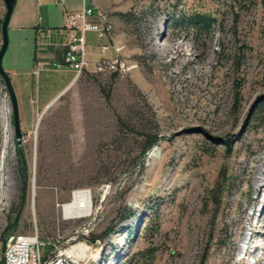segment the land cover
Listing matches in <instances>:
<instances>
[{
	"label": "rangeland",
	"instance_id": "rangeland-1",
	"mask_svg": "<svg viewBox=\"0 0 264 264\" xmlns=\"http://www.w3.org/2000/svg\"><path fill=\"white\" fill-rule=\"evenodd\" d=\"M39 3L36 9L18 0L12 20L33 8L41 25L62 27L65 13L81 14L84 3L106 13L113 34L87 33L88 61L101 58L102 45L118 44L120 53L108 55L122 69L96 73L91 65L39 126L40 107L75 72L50 63L31 76L30 97L19 98L13 84L21 151L1 87L0 262L4 241L30 233L35 223L43 238L75 234L81 221L64 222L57 204L69 203L77 189L95 195L109 184L92 236L98 264H264V0ZM180 11L211 15V32L174 23ZM30 37L9 25L3 66L13 80L32 69L33 46L31 68H23ZM40 44L38 38V52ZM143 132L160 142L142 162ZM24 186L25 207L13 229Z\"/></svg>",
	"mask_w": 264,
	"mask_h": 264
},
{
	"label": "built area",
	"instance_id": "built-area-1",
	"mask_svg": "<svg viewBox=\"0 0 264 264\" xmlns=\"http://www.w3.org/2000/svg\"><path fill=\"white\" fill-rule=\"evenodd\" d=\"M58 1L65 5V0ZM64 18L65 29L68 31L66 54L63 63L54 64L57 69L62 66L69 67L76 73V80L81 78L91 65L96 73L117 74L121 71L122 65L118 57L108 55L111 49L120 53L122 47L118 44L102 45L101 58L94 63L88 61L87 33H96L100 39H109L113 34V24L106 13L97 10L93 5H84L81 14L65 13ZM109 191V184H102L95 195L91 189H77L72 192L69 203L57 204L62 211L64 222L79 220L82 223L76 233L67 238L63 235L43 238L36 223L30 233L11 234L5 242L4 264H98L101 252L98 241L92 240V236ZM77 195L82 196L77 208L88 209L89 212L85 216H66L64 207L73 204Z\"/></svg>",
	"mask_w": 264,
	"mask_h": 264
},
{
	"label": "crops",
	"instance_id": "crops-1",
	"mask_svg": "<svg viewBox=\"0 0 264 264\" xmlns=\"http://www.w3.org/2000/svg\"><path fill=\"white\" fill-rule=\"evenodd\" d=\"M32 4L35 5L36 9H40L39 0H31ZM84 5H86L84 3ZM12 20V19H11ZM10 25L17 30H23L31 35L32 43L27 45L28 47V61L32 59V51L31 47L33 46V66L32 71L30 69H25L26 71L23 73L15 72L14 80L12 79V83L16 86V83L19 85V89L16 88V92L18 97L25 95L26 97H30V89L29 85L32 84L31 76L39 75L40 70L49 66L50 63H63L66 54V42L68 39V31L65 29V23H63L62 27H54L52 23L46 25H41L39 21L37 22L34 17V9L32 8L29 13L25 14L24 19L19 20L18 16H15L11 21ZM46 26V27H45ZM58 26V25H57ZM50 32V33H49ZM38 38L41 43L39 52H38ZM35 45V50H34ZM110 56V54H109ZM31 68V62H28V65L23 68ZM73 72V70H70ZM76 82V73L73 78L62 86L56 94H54L42 107L40 110L43 112L52 102H54L57 98L62 96L68 89H70ZM21 94V95H20ZM61 98V97H60Z\"/></svg>",
	"mask_w": 264,
	"mask_h": 264
},
{
	"label": "water",
	"instance_id": "water-1",
	"mask_svg": "<svg viewBox=\"0 0 264 264\" xmlns=\"http://www.w3.org/2000/svg\"><path fill=\"white\" fill-rule=\"evenodd\" d=\"M4 4H5V15L2 16L0 14V30H1V35H2V46L0 49V77L4 80V82L6 83L7 86V92L9 94V97L11 99L12 102V108H13V125H14V129H15V137H16V143L18 146V149L21 151L22 150V138H23V134H22V129H21V119H20V109H19V103H18V99L16 96V92L14 90L13 87V83H12V79L10 77V75L5 71L4 66H3V59L7 53L8 47H9V25L17 4L18 0H3ZM75 83V82H74ZM74 85V84H72ZM61 97V96H60ZM59 97V98H60ZM57 98L54 102H52L42 113L39 119V122H41L43 116L45 115V113L48 111V109L59 99ZM24 168H25V172H27V164L26 162H24ZM26 185V182L25 184ZM26 199H27V190H26V186H24L23 189V193H22V199H21V203H20V207H19V211L17 213V217L16 220L13 224V226H17L18 221L20 219V216L24 210L25 207V203H26ZM5 241H4V245L2 248V259H1V264H4V252H5Z\"/></svg>",
	"mask_w": 264,
	"mask_h": 264
},
{
	"label": "trees",
	"instance_id": "trees-1",
	"mask_svg": "<svg viewBox=\"0 0 264 264\" xmlns=\"http://www.w3.org/2000/svg\"><path fill=\"white\" fill-rule=\"evenodd\" d=\"M174 11H176V10H174ZM122 17H123L124 21H128L127 15H122ZM173 22L176 23L177 25L182 23L183 25H186V26L193 28L195 31H197L199 33H201V32L210 33L212 28H213V25L215 24V18H213L211 15L204 14L201 12H183V11H180L173 16ZM1 87L4 88V91L7 92L6 83L0 77V107H1V98L3 97L2 92H1L2 91ZM108 97H109V95H108ZM263 109H264V103L261 107V110H263ZM120 122H121V119H120ZM141 135L146 140V143H145V145L141 151V154L139 156L140 160L143 162L147 153L159 144L160 137L157 134H150V133H145V132L141 133ZM25 180H26V178H25ZM19 207L20 206H17V208H16L17 213L19 211ZM11 225L14 229L13 222L11 223ZM0 264H1V262H0Z\"/></svg>",
	"mask_w": 264,
	"mask_h": 264
},
{
	"label": "bare ground",
	"instance_id": "bare-ground-1",
	"mask_svg": "<svg viewBox=\"0 0 264 264\" xmlns=\"http://www.w3.org/2000/svg\"><path fill=\"white\" fill-rule=\"evenodd\" d=\"M39 124H40V122L38 121V126H39ZM81 199H82V196L81 195H77L75 197V201H74L73 204L66 205L64 207V212H65V215L66 216H69V215L70 216L71 215H73V216H85L89 212L88 209H86V210H79L77 208L78 205H79V203H80V201H81ZM96 257L98 258V256H96Z\"/></svg>",
	"mask_w": 264,
	"mask_h": 264
}]
</instances>
